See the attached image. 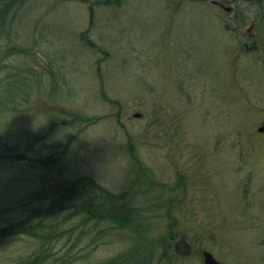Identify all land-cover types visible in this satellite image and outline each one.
I'll list each match as a JSON object with an SVG mask.
<instances>
[{
  "label": "rangeland",
  "instance_id": "rangeland-1",
  "mask_svg": "<svg viewBox=\"0 0 264 264\" xmlns=\"http://www.w3.org/2000/svg\"><path fill=\"white\" fill-rule=\"evenodd\" d=\"M31 210L0 264H264V0L3 5L0 229Z\"/></svg>",
  "mask_w": 264,
  "mask_h": 264
},
{
  "label": "trees",
  "instance_id": "trees-1",
  "mask_svg": "<svg viewBox=\"0 0 264 264\" xmlns=\"http://www.w3.org/2000/svg\"><path fill=\"white\" fill-rule=\"evenodd\" d=\"M16 1H21L22 2V0H0V9H2L3 5H5V8H6L9 5L11 6ZM8 2H10V4ZM20 157H22V155L17 157V158L20 159ZM147 189L151 190L152 189L151 185H149ZM148 190L146 192H148ZM143 193H145V192H143ZM149 194L150 193H147L145 195H149ZM143 197L144 196L140 197L138 195V196L134 197V200L135 201H139L138 199H142ZM73 200L76 201L75 203L80 202L79 198H75V199L73 198ZM76 207H77L78 211L81 212V210H79L80 209V204H76ZM47 208L48 207H46L45 210H47ZM84 209H85V211H84ZM45 210L43 212H47ZM82 210L84 212H86V218L88 219L87 221L91 220L92 218H95L98 221H100L101 219H105L106 221L109 220L108 217L103 218V217H105V215L102 214V211H100V210L99 211H95V210H91V208H90L89 209L91 211L90 212L87 207H85V208L82 207ZM35 212H38V213L40 212L42 214L41 210H36V211L35 210H31L30 212H25V213H23L22 218L20 219V221L18 223H14L12 225H9V226H6V227H2L0 229V235H2L4 233H7L9 231L10 232L8 234H6L5 236L22 235V234L36 235L37 230L39 229V227H40V225L42 223L41 218H44L45 214H42V216L40 217V215L38 213H35ZM107 218H108V220H107ZM77 227H79V226H77ZM74 229L75 228L70 229L69 233H71ZM55 237H56L55 235L52 236L50 234H47V236H43V240L44 241H48L49 239H54ZM41 239H42V237H41ZM165 249L168 250V248L166 246H165ZM18 264H48V259L46 257H38V258L36 257V258H31V259H28V260H24V261L22 260Z\"/></svg>",
  "mask_w": 264,
  "mask_h": 264
},
{
  "label": "water",
  "instance_id": "water-1",
  "mask_svg": "<svg viewBox=\"0 0 264 264\" xmlns=\"http://www.w3.org/2000/svg\"><path fill=\"white\" fill-rule=\"evenodd\" d=\"M138 117V115H136ZM263 128H260V131H262ZM176 255L179 256H189L192 252V247L194 244H191L186 237V234H182L180 239L175 242L174 244L170 245ZM203 256V264H222L219 261H217L209 252L205 251L202 254Z\"/></svg>",
  "mask_w": 264,
  "mask_h": 264
},
{
  "label": "flooded vegetation",
  "instance_id": "flooded-vegetation-1",
  "mask_svg": "<svg viewBox=\"0 0 264 264\" xmlns=\"http://www.w3.org/2000/svg\"><path fill=\"white\" fill-rule=\"evenodd\" d=\"M226 9H230V7H227V6H226ZM193 247H194V246H193ZM193 247H192V250H193ZM191 253H192V252H191Z\"/></svg>",
  "mask_w": 264,
  "mask_h": 264
}]
</instances>
